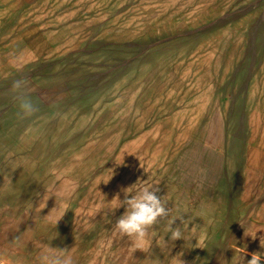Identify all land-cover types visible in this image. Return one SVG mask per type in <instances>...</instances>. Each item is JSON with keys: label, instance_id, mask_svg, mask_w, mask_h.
I'll return each mask as SVG.
<instances>
[{"label": "rangeland", "instance_id": "obj_1", "mask_svg": "<svg viewBox=\"0 0 264 264\" xmlns=\"http://www.w3.org/2000/svg\"><path fill=\"white\" fill-rule=\"evenodd\" d=\"M145 185L184 239L115 230L113 199ZM261 237L264 0H0V254L247 264Z\"/></svg>", "mask_w": 264, "mask_h": 264}, {"label": "clouds", "instance_id": "obj_2", "mask_svg": "<svg viewBox=\"0 0 264 264\" xmlns=\"http://www.w3.org/2000/svg\"><path fill=\"white\" fill-rule=\"evenodd\" d=\"M12 88L19 102V117L21 119L32 117L38 111V108L28 94L27 80L17 79L13 81ZM134 186L123 190L125 194L123 202L120 201L119 195L113 199L118 205L117 208H125L124 214L114 226L115 230L123 237L140 242L149 237L161 220H167L170 239L172 241L184 239L181 228H172L175 220L181 217L169 218L172 209L167 206L165 197L157 195L159 188L154 187V185H145L136 189L135 193L132 194ZM245 235L252 236L253 239L256 238V233L251 235L245 232ZM260 246L264 248V237L260 239ZM41 247L39 264H75L72 249H56L49 245H42ZM237 250L239 252L238 264H244V256L248 255L247 250L239 247H237ZM173 260L175 264H182L180 258L179 260L173 258ZM0 264H13V262L8 256L0 254ZM247 264H264V253H251V259L247 261Z\"/></svg>", "mask_w": 264, "mask_h": 264}]
</instances>
